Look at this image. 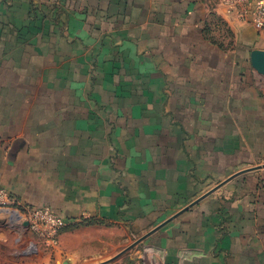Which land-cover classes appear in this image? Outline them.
Returning <instances> with one entry per match:
<instances>
[{"label":"crops","instance_id":"0c3cea01","mask_svg":"<svg viewBox=\"0 0 264 264\" xmlns=\"http://www.w3.org/2000/svg\"><path fill=\"white\" fill-rule=\"evenodd\" d=\"M250 7L0 0L4 205L147 236L148 264H264V33Z\"/></svg>","mask_w":264,"mask_h":264},{"label":"rangeland","instance_id":"374dc122","mask_svg":"<svg viewBox=\"0 0 264 264\" xmlns=\"http://www.w3.org/2000/svg\"><path fill=\"white\" fill-rule=\"evenodd\" d=\"M0 211L18 216L14 221L11 217L0 215L1 264H64L65 261H72L71 264H139V260L141 264H148L145 252L144 254L140 252L142 258L137 257L138 247H134L129 251V255L122 259L111 261L136 242L135 238L129 239L127 232L120 228L99 223L78 226L69 223L60 233L59 242V246H66L67 250L60 252L58 245L49 246L32 232L28 222L29 210L24 212L17 208L13 209L12 206L0 205ZM95 226L103 227L104 231L98 233L93 228ZM72 253L82 254L83 257L74 261L70 258Z\"/></svg>","mask_w":264,"mask_h":264},{"label":"built area","instance_id":"2783aa9c","mask_svg":"<svg viewBox=\"0 0 264 264\" xmlns=\"http://www.w3.org/2000/svg\"><path fill=\"white\" fill-rule=\"evenodd\" d=\"M239 1V0H236ZM251 5L249 21L264 33V0H246ZM230 3V2H229ZM5 193L0 189V205H4ZM29 226L42 241L49 246L59 244V236L69 221L61 217L50 207L31 209L28 212Z\"/></svg>","mask_w":264,"mask_h":264},{"label":"water","instance_id":"95a60500","mask_svg":"<svg viewBox=\"0 0 264 264\" xmlns=\"http://www.w3.org/2000/svg\"><path fill=\"white\" fill-rule=\"evenodd\" d=\"M252 63H253L254 68L259 73L264 74V51H260V50L254 51L253 54H252ZM196 203L197 202H195L194 204H192V206L195 205ZM145 238H142L141 240H139L138 242H136L132 246L126 248L124 251H122L120 254H118L116 257H114L111 261L113 262V261L119 259L125 253H127L128 251H130L131 249H133L136 245H138L140 242H142ZM71 263H72V261H70V262L69 261H65L64 262V264H71Z\"/></svg>","mask_w":264,"mask_h":264},{"label":"bare ground","instance_id":"6f19581e","mask_svg":"<svg viewBox=\"0 0 264 264\" xmlns=\"http://www.w3.org/2000/svg\"><path fill=\"white\" fill-rule=\"evenodd\" d=\"M0 215L6 216V217H11V219L14 221H15V219L18 218V216H16V214H14V213H4V212L0 211Z\"/></svg>","mask_w":264,"mask_h":264},{"label":"trees","instance_id":"16d2710c","mask_svg":"<svg viewBox=\"0 0 264 264\" xmlns=\"http://www.w3.org/2000/svg\"><path fill=\"white\" fill-rule=\"evenodd\" d=\"M86 223H92V224H95V223H99V222H93L91 220H87ZM72 224V223H71ZM99 224H102V223H99Z\"/></svg>","mask_w":264,"mask_h":264}]
</instances>
